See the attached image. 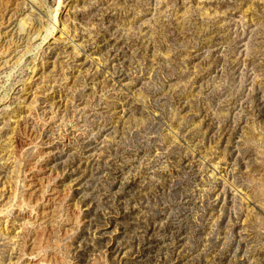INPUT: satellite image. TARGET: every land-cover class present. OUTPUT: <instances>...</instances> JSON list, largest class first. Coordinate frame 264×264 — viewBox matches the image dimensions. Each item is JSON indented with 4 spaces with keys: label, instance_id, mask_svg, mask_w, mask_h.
<instances>
[{
    "label": "rangeland",
    "instance_id": "374dc122",
    "mask_svg": "<svg viewBox=\"0 0 264 264\" xmlns=\"http://www.w3.org/2000/svg\"><path fill=\"white\" fill-rule=\"evenodd\" d=\"M0 264H264V0H0Z\"/></svg>",
    "mask_w": 264,
    "mask_h": 264
},
{
    "label": "bare ground",
    "instance_id": "6f19581e",
    "mask_svg": "<svg viewBox=\"0 0 264 264\" xmlns=\"http://www.w3.org/2000/svg\"><path fill=\"white\" fill-rule=\"evenodd\" d=\"M54 20H55V19H54ZM52 29H53V28H52ZM53 30H54V29H53ZM53 30H52V31H53Z\"/></svg>",
    "mask_w": 264,
    "mask_h": 264
}]
</instances>
